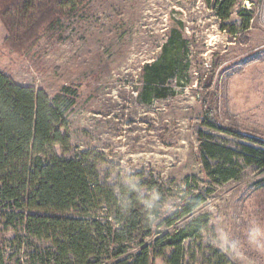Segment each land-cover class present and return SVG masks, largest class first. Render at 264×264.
Segmentation results:
<instances>
[{
  "label": "rangeland",
  "instance_id": "1",
  "mask_svg": "<svg viewBox=\"0 0 264 264\" xmlns=\"http://www.w3.org/2000/svg\"><path fill=\"white\" fill-rule=\"evenodd\" d=\"M243 10L253 15L247 31L239 15ZM227 24L238 33L223 31L205 0H82L53 27L14 45L6 44L9 33L0 20L1 70L50 97L68 89L77 92L70 145L56 147L58 156L95 152L100 181L117 194L123 187L134 191L139 183L158 185L162 195L151 205L158 206L155 227L161 226L137 241L150 243L157 232H173L199 219L205 225L188 243L190 264H264V168L241 158L237 178L218 185L202 157L209 142L264 151L213 128L264 140V0L239 1ZM174 33L186 43L182 69L168 79L165 99L141 104L142 71L158 61ZM190 179V195L201 193L205 202L166 228L165 220L174 218L184 202ZM20 236L21 230L0 223L6 263L34 264L33 249L14 243Z\"/></svg>",
  "mask_w": 264,
  "mask_h": 264
},
{
  "label": "trees",
  "instance_id": "2",
  "mask_svg": "<svg viewBox=\"0 0 264 264\" xmlns=\"http://www.w3.org/2000/svg\"><path fill=\"white\" fill-rule=\"evenodd\" d=\"M205 1L223 23L222 30L237 34L235 25L227 23L239 1L254 0ZM78 3L82 0H0V20L9 33L6 44H21L28 34L53 27ZM239 15L242 29L249 30L253 15L246 10ZM185 46L174 33L158 61L143 69L141 104L151 105L168 96L167 81L182 69ZM76 95L68 89L50 97L17 84L0 69V223L23 232L14 243L33 249L34 264H154L157 259L165 264H190L188 243L200 235L202 221L193 220L173 232H157L150 243L137 241L139 236H152L153 229L161 226L155 227L158 206L151 205L155 196L162 195L161 188L144 182L136 184L134 191L123 187L117 194L100 181L95 152L69 159L58 156L56 147L70 145V114ZM213 128L264 148L263 139L218 125ZM202 157L218 185L237 178L241 158L247 165L264 168V151L252 146L238 151L209 142L202 147ZM211 161L218 163L212 166ZM190 187L191 179L174 218L165 220L166 228L204 204L201 193L190 195ZM141 190L153 195H143ZM42 243L50 247L43 250ZM0 264H7L1 248Z\"/></svg>",
  "mask_w": 264,
  "mask_h": 264
}]
</instances>
